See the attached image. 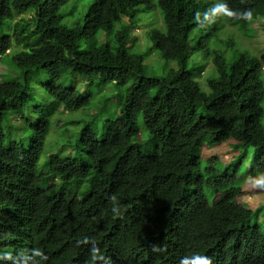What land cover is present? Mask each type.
I'll return each instance as SVG.
<instances>
[{
  "label": "trees",
  "instance_id": "1",
  "mask_svg": "<svg viewBox=\"0 0 264 264\" xmlns=\"http://www.w3.org/2000/svg\"><path fill=\"white\" fill-rule=\"evenodd\" d=\"M65 2L0 0V264H264V202L241 201L264 194V46L247 44L264 0H93L71 24ZM156 8L144 50L131 32ZM75 75L124 88L119 112L101 138L100 112L85 118L41 165L60 107L91 102ZM229 140L230 168L202 163L206 143Z\"/></svg>",
  "mask_w": 264,
  "mask_h": 264
},
{
  "label": "rangeland",
  "instance_id": "2",
  "mask_svg": "<svg viewBox=\"0 0 264 264\" xmlns=\"http://www.w3.org/2000/svg\"><path fill=\"white\" fill-rule=\"evenodd\" d=\"M93 0H66L64 4L61 5V12H62V20L66 24H71L74 21L80 20V22H83V16L85 11L87 10V7L89 3H91ZM221 3V0H215V6H219ZM32 13H29L31 15ZM148 21H143L139 27L137 26L132 30L131 36H137L138 42L142 43V48L144 50L146 49L147 40H144V36L146 31L149 28V25H162V16L158 8L154 9L153 11L148 14V18L146 17ZM149 21L151 23H149ZM264 23V17H260L259 19H256L253 22V26L255 28L261 27ZM150 43L153 45V43L150 41ZM247 44H251L253 47L262 49L264 46V32L258 38L252 43L248 42ZM250 46L251 49L254 50V48ZM147 61L158 70H162L164 67V64L161 65L162 59L160 58L159 54L154 50H150V53L147 55ZM146 60V59H145ZM201 63H203V69L199 71L196 74V78L204 81V78L208 75L211 66L207 61L199 60ZM153 71L155 69H152ZM157 71V70H156ZM7 72V66L4 63H0V83L3 81V77L6 75ZM76 78V89L80 90L84 95H88L90 98V104H87L82 109H71L70 112L66 111L63 106L60 107L59 115L60 118H57V116H54L52 118L51 122V128L50 131L47 134L45 145H44V152L43 156L40 159V164L42 165L45 161V158L48 154L60 152L63 149L71 150L72 143L77 138V135L79 131L82 129L84 124L85 118H90V116L96 112H100L98 115V119L96 120V124H94L93 128L95 132L97 133L98 137L101 138L102 130H103V124L104 120L107 117H115L117 116L119 112V106L118 101L121 98L120 94H124L125 90L124 88L119 89L116 87L115 84L111 82H102L99 81V79H94L93 84L90 85V87H85L84 83L82 81H86L85 78L75 75L72 80ZM45 76L42 71H33L32 72V88L34 89V92L38 95H42V92H44L43 85L45 83ZM42 86L39 90L38 87ZM92 89V91L90 90ZM44 96V94H43ZM42 99V98H41ZM66 118V120H65ZM138 122L140 123L142 129H143V139L146 140L148 138L147 132L144 129L143 121L141 119H138ZM15 124L19 125L20 120L19 117L16 118L14 121ZM263 123H264V117H263ZM144 124V123H143ZM209 139V137H208ZM207 139V140H208ZM233 141H225V142H219L214 143L213 145L209 146L207 143L204 145L202 149V156L201 161L205 165L208 163V159L205 156L208 155H217L219 157V164L218 168L224 169V167L230 168L232 164L231 161L233 160L234 155L236 154L233 145ZM66 145V146H65ZM143 143L144 147L149 146ZM154 150L156 147L154 145L150 146ZM66 149V150H67ZM218 169V170H220ZM253 181H260L263 178L262 174H254ZM43 188L46 187L45 184L42 185ZM241 200L251 206L252 208H256L258 205L262 204L264 202V194H250L245 193L242 195ZM264 210H261L258 217L259 220L262 222L264 219ZM257 216V215H256ZM256 216H254V221L256 219Z\"/></svg>",
  "mask_w": 264,
  "mask_h": 264
},
{
  "label": "clouds",
  "instance_id": "3",
  "mask_svg": "<svg viewBox=\"0 0 264 264\" xmlns=\"http://www.w3.org/2000/svg\"><path fill=\"white\" fill-rule=\"evenodd\" d=\"M252 195V194H251ZM242 201V200H241ZM243 202V201H242ZM244 203V202H243ZM245 204V203H244ZM208 264H210V261L208 262Z\"/></svg>",
  "mask_w": 264,
  "mask_h": 264
}]
</instances>
